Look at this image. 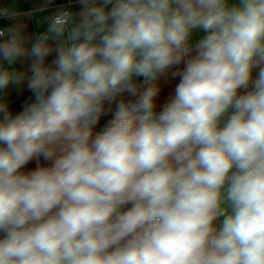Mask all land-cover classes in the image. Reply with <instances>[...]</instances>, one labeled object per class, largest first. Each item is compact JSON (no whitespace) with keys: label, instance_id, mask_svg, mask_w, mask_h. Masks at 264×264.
<instances>
[{"label":"clouds","instance_id":"clouds-1","mask_svg":"<svg viewBox=\"0 0 264 264\" xmlns=\"http://www.w3.org/2000/svg\"><path fill=\"white\" fill-rule=\"evenodd\" d=\"M52 3L0 7V264H264V0H77L27 35Z\"/></svg>","mask_w":264,"mask_h":264},{"label":"crops","instance_id":"crops-1","mask_svg":"<svg viewBox=\"0 0 264 264\" xmlns=\"http://www.w3.org/2000/svg\"><path fill=\"white\" fill-rule=\"evenodd\" d=\"M64 1L66 0H53V3L48 8L47 12L37 13L35 16H31V17L28 15H22L19 19L27 25L26 34L29 36H35L39 34L40 32L44 31L46 28V21L44 18L51 12L56 11V5ZM233 2H235V0H233ZM37 3H39V0H0V7L4 5H8V6L14 7L21 13L26 14V13L31 12ZM66 7L74 9L76 12L79 11V5L77 3V0H74L72 3H69ZM12 23H15V21H10L4 18H0V26H5L8 24H12ZM203 35H204L203 32H201L200 30H196L192 37L193 42L200 39ZM53 58L54 57L50 56L48 58V61H46V63L50 62ZM28 65H29V61L25 60V61L19 62L15 67H19L21 69L27 70ZM173 79L176 81V83L179 82L178 77L173 78ZM21 94L26 96L27 99L30 96V93L26 89L23 91H18L15 88H10L8 91V96H7L8 102ZM13 113L15 114L18 112L13 111ZM35 166H36L35 162H32L29 165H27L25 170H30L34 168Z\"/></svg>","mask_w":264,"mask_h":264},{"label":"trees","instance_id":"trees-1","mask_svg":"<svg viewBox=\"0 0 264 264\" xmlns=\"http://www.w3.org/2000/svg\"><path fill=\"white\" fill-rule=\"evenodd\" d=\"M176 84H177L176 81L170 76L168 78H162L160 80L159 82L160 93L157 98L160 104L167 102V99L173 93V90ZM26 102H27L26 96L21 94L13 98L12 100H10L8 103H9V108L11 111L19 112L22 110V107ZM110 118H111L110 116L102 118L99 125L96 128V131H100L105 125V123L107 122V120Z\"/></svg>","mask_w":264,"mask_h":264},{"label":"built area","instance_id":"built-area-1","mask_svg":"<svg viewBox=\"0 0 264 264\" xmlns=\"http://www.w3.org/2000/svg\"><path fill=\"white\" fill-rule=\"evenodd\" d=\"M73 1H74V0H66V1H64V2H61V3L57 4V5H56V10H57L58 8H60L61 6L66 7L69 3H72Z\"/></svg>","mask_w":264,"mask_h":264}]
</instances>
